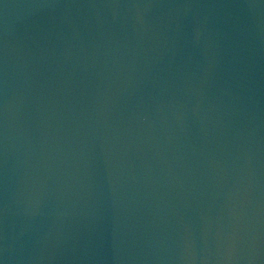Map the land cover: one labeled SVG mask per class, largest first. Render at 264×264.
<instances>
[{
  "label": "water",
  "instance_id": "obj_1",
  "mask_svg": "<svg viewBox=\"0 0 264 264\" xmlns=\"http://www.w3.org/2000/svg\"><path fill=\"white\" fill-rule=\"evenodd\" d=\"M0 264H264V0H0Z\"/></svg>",
  "mask_w": 264,
  "mask_h": 264
}]
</instances>
